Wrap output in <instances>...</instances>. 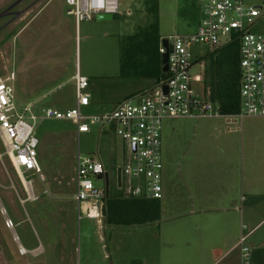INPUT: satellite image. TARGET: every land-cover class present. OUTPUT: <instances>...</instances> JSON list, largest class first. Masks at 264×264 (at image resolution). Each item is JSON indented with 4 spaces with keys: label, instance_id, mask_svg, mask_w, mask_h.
<instances>
[{
    "label": "rangeland",
    "instance_id": "1",
    "mask_svg": "<svg viewBox=\"0 0 264 264\" xmlns=\"http://www.w3.org/2000/svg\"><path fill=\"white\" fill-rule=\"evenodd\" d=\"M32 2L0 0V77L9 72L16 76L13 84L18 107L27 103V97L23 94V42L55 40V31L38 21L53 17L50 11L57 6L61 9V15L65 16L66 12L65 0H50L31 18L28 16L37 7L30 11H26L25 7ZM259 4L262 14L253 30L264 32V0H260ZM24 15L28 18H22ZM200 18V0H119L117 19L100 21L93 18L82 21L77 28L73 18L66 16L69 23L67 26L59 24L58 43L69 44L68 69L58 80V89L44 101L58 98L56 108L60 110L74 106V81L70 77L75 73L76 66L80 74L89 78L87 90L90 104L82 109L84 114L109 111L128 95L153 88L155 81L140 74L141 62L146 59L137 50L140 33L156 20L158 35L161 39H167L172 34L194 32ZM35 47L28 49L34 50L37 57L39 48ZM200 49L207 52L206 46H200ZM216 56H206L191 68L193 86L199 93L203 92L215 70L211 66V59ZM234 118L237 119L236 124L221 123V126L214 125L207 130L212 129L213 136L228 129L239 130L238 134H229L230 139H237L236 150L234 147L233 150L229 149L231 160L243 156L244 169L247 167L246 158L251 156L262 164L264 123L248 118H243L240 123L239 117ZM197 121L222 122L223 118H167L162 122L164 189L159 201L164 207L167 204L164 179L168 161L167 134L176 125ZM201 130L203 128L198 132ZM240 132L245 142L243 150L240 147ZM36 134L39 139L37 160L43 180L33 171H28L26 179L31 182L29 193L0 140V264H111L109 253L114 254L113 260H117L120 251L116 252V245L126 241L125 235L148 231L152 226H145L148 230H144L145 227L134 225H108L103 218L101 221L87 217L78 219V205L74 199L76 157L80 151L83 155H92L100 160L109 176V193L122 195L115 183L116 169L126 160V149L121 138L106 126L91 124L88 133L78 134L69 121L52 119L39 121ZM248 135L252 138L250 146L246 141ZM237 166L241 167V162ZM92 180L97 186L103 185L102 180ZM7 217L12 222V228L7 225ZM165 224L166 221L162 222L163 229ZM160 234V247L165 249L168 246L165 230ZM245 244L248 245V239ZM20 245L27 250L36 249L37 253L20 254Z\"/></svg>",
    "mask_w": 264,
    "mask_h": 264
},
{
    "label": "built area",
    "instance_id": "2",
    "mask_svg": "<svg viewBox=\"0 0 264 264\" xmlns=\"http://www.w3.org/2000/svg\"><path fill=\"white\" fill-rule=\"evenodd\" d=\"M260 0H200L201 18L194 32L172 34L167 37V74L153 88L124 98L111 110L98 114H84L90 104L89 78L76 71L73 76L75 104L64 110L33 105L18 107L15 103V75L9 72L0 77V140L13 166L21 173V183L28 192L31 182L26 173L40 176L37 160L39 139L36 127L42 120H65L75 126L78 134L88 133L91 124L106 126L122 140L126 160L121 168L122 194L134 198L161 199L163 195L161 130L167 118H210L219 115L215 105L193 86L191 68L202 57L200 46L207 51L236 43L239 56V111L232 117H264V32H257L262 6ZM66 14L76 27L82 21L95 18L98 13L119 14V0H65ZM165 49L159 46V53ZM166 85V92L163 86ZM103 163L92 155L76 157L74 199L78 205V219L101 221L106 186ZM92 178L103 181L94 184ZM116 183V178H115ZM27 186V187H26ZM94 210V212H92ZM7 225L12 226L10 220ZM247 236L238 240L242 264H249L250 248Z\"/></svg>",
    "mask_w": 264,
    "mask_h": 264
},
{
    "label": "crops",
    "instance_id": "3",
    "mask_svg": "<svg viewBox=\"0 0 264 264\" xmlns=\"http://www.w3.org/2000/svg\"><path fill=\"white\" fill-rule=\"evenodd\" d=\"M48 2L50 0H33L25 10L37 8L32 9L28 17L32 18L33 13H38ZM60 10L57 6L50 11L53 17L38 21L55 31V40L32 43L25 40L22 44L23 94L27 97L26 104L33 105L36 111L42 107L56 108L58 98L47 102L44 98L58 89V80L68 69L70 47L68 42L58 43V26H67L66 16L69 15L66 12L65 16L61 15ZM35 46L39 48L37 57L34 50L28 49ZM76 71H79L78 66ZM214 117H222L223 121L183 122L167 134L166 207L160 202V218L155 222L134 225L152 227L150 230L145 227L148 231L135 235H125L126 241L116 245V252L120 251L117 260L109 253L111 264H242L238 246L241 234L248 239L249 264H264V161L259 164L254 157H248L244 169L243 156L231 160L230 150L233 147L236 150L237 139H230L229 134L239 130L228 129L213 136L212 129H207L221 123L236 124L237 119L221 114ZM243 118L264 123V117L246 116L239 119L240 123ZM200 128L203 130L198 132ZM241 132L239 140L243 150L245 142ZM251 140L248 135L249 146ZM240 162L241 167L237 166ZM162 230L167 237L165 249L160 247L159 241ZM19 253L36 254L37 250H27L20 245Z\"/></svg>",
    "mask_w": 264,
    "mask_h": 264
},
{
    "label": "trees",
    "instance_id": "4",
    "mask_svg": "<svg viewBox=\"0 0 264 264\" xmlns=\"http://www.w3.org/2000/svg\"><path fill=\"white\" fill-rule=\"evenodd\" d=\"M138 39V54L146 57L141 62V76L151 78L155 83L164 80L167 74L161 71L159 46L162 39L158 35L157 21L155 20L146 30H143ZM215 54L217 56L211 59V66H214L215 70L201 93L215 105L219 114L233 115L239 111L240 73L237 44H227L213 51H207L194 62ZM143 92L132 93L126 98ZM102 213L104 223L108 225H143L155 222L160 218V201L158 199L128 197L123 194H110L108 191L104 197Z\"/></svg>",
    "mask_w": 264,
    "mask_h": 264
},
{
    "label": "water",
    "instance_id": "5",
    "mask_svg": "<svg viewBox=\"0 0 264 264\" xmlns=\"http://www.w3.org/2000/svg\"><path fill=\"white\" fill-rule=\"evenodd\" d=\"M118 14H109V13H98L95 15L96 20H112L117 19ZM161 46L165 49V52L161 54V71L166 72L167 71V55H168V40L162 39L161 40ZM167 87L166 85L163 86V91L166 92ZM105 182L106 186L109 182V176L108 173H105ZM116 186L119 188L121 186V168L117 167L116 169ZM108 193V189H107Z\"/></svg>",
    "mask_w": 264,
    "mask_h": 264
},
{
    "label": "bare ground",
    "instance_id": "6",
    "mask_svg": "<svg viewBox=\"0 0 264 264\" xmlns=\"http://www.w3.org/2000/svg\"><path fill=\"white\" fill-rule=\"evenodd\" d=\"M19 175H20V178L22 179V177H21V173H19ZM27 187V186H26ZM30 192V189L28 188V193ZM92 212H94V210H92Z\"/></svg>",
    "mask_w": 264,
    "mask_h": 264
},
{
    "label": "flooded vegetation",
    "instance_id": "7",
    "mask_svg": "<svg viewBox=\"0 0 264 264\" xmlns=\"http://www.w3.org/2000/svg\"><path fill=\"white\" fill-rule=\"evenodd\" d=\"M115 175H116V173H115Z\"/></svg>",
    "mask_w": 264,
    "mask_h": 264
}]
</instances>
